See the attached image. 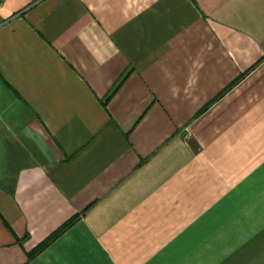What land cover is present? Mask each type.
<instances>
[{
  "label": "crops",
  "instance_id": "obj_1",
  "mask_svg": "<svg viewBox=\"0 0 264 264\" xmlns=\"http://www.w3.org/2000/svg\"><path fill=\"white\" fill-rule=\"evenodd\" d=\"M0 3V264H264V0Z\"/></svg>",
  "mask_w": 264,
  "mask_h": 264
},
{
  "label": "trees",
  "instance_id": "obj_2",
  "mask_svg": "<svg viewBox=\"0 0 264 264\" xmlns=\"http://www.w3.org/2000/svg\"><path fill=\"white\" fill-rule=\"evenodd\" d=\"M73 219L68 220L64 225L58 228L53 234L49 235L44 241H42L36 248H34L28 255L30 257L34 256L35 254L39 253L43 250L58 234H60L66 227H68L72 223Z\"/></svg>",
  "mask_w": 264,
  "mask_h": 264
},
{
  "label": "rangeland",
  "instance_id": "obj_3",
  "mask_svg": "<svg viewBox=\"0 0 264 264\" xmlns=\"http://www.w3.org/2000/svg\"><path fill=\"white\" fill-rule=\"evenodd\" d=\"M5 176H6L5 174L0 173V178H1V179H3ZM3 184H6V183H5V180H4Z\"/></svg>",
  "mask_w": 264,
  "mask_h": 264
},
{
  "label": "built area",
  "instance_id": "obj_4",
  "mask_svg": "<svg viewBox=\"0 0 264 264\" xmlns=\"http://www.w3.org/2000/svg\"><path fill=\"white\" fill-rule=\"evenodd\" d=\"M0 2H1V0H0ZM0 6H1V3H0Z\"/></svg>",
  "mask_w": 264,
  "mask_h": 264
}]
</instances>
